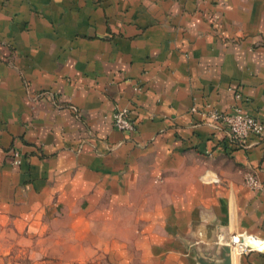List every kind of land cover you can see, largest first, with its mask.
<instances>
[{
	"label": "crops",
	"instance_id": "obj_1",
	"mask_svg": "<svg viewBox=\"0 0 264 264\" xmlns=\"http://www.w3.org/2000/svg\"><path fill=\"white\" fill-rule=\"evenodd\" d=\"M234 108L262 139L205 122ZM217 232L264 264V0H0V264H197Z\"/></svg>",
	"mask_w": 264,
	"mask_h": 264
},
{
	"label": "built area",
	"instance_id": "obj_2",
	"mask_svg": "<svg viewBox=\"0 0 264 264\" xmlns=\"http://www.w3.org/2000/svg\"><path fill=\"white\" fill-rule=\"evenodd\" d=\"M236 98L239 95L236 94ZM196 108L192 106L190 111H195ZM205 122L209 125L216 126L222 129L224 132L225 140L228 144L234 147H248L249 143L247 139L250 136L262 139L263 138V125L261 121L251 115L243 114L238 108H234L230 113H222L216 110H211L204 113ZM111 123L114 128L118 130H130L132 128L131 122L126 117L124 110H118L112 113ZM9 155L11 157L12 164H20L19 153L15 150H10ZM244 184L251 189H257L259 184L255 177L246 172L243 177ZM236 235H244L247 238L246 233H232L233 240ZM236 245V254L245 253L248 251L256 250L251 245L245 243L233 242L231 247ZM260 251V250H258Z\"/></svg>",
	"mask_w": 264,
	"mask_h": 264
},
{
	"label": "water",
	"instance_id": "obj_3",
	"mask_svg": "<svg viewBox=\"0 0 264 264\" xmlns=\"http://www.w3.org/2000/svg\"><path fill=\"white\" fill-rule=\"evenodd\" d=\"M244 239V235H236L233 240L232 234L217 232L215 240L204 244L200 249L201 255L196 256L194 260L197 264H231V244L243 243Z\"/></svg>",
	"mask_w": 264,
	"mask_h": 264
},
{
	"label": "bare ground",
	"instance_id": "obj_4",
	"mask_svg": "<svg viewBox=\"0 0 264 264\" xmlns=\"http://www.w3.org/2000/svg\"><path fill=\"white\" fill-rule=\"evenodd\" d=\"M243 243L247 244V242H246V241H244V240H243Z\"/></svg>",
	"mask_w": 264,
	"mask_h": 264
},
{
	"label": "rangeland",
	"instance_id": "obj_5",
	"mask_svg": "<svg viewBox=\"0 0 264 264\" xmlns=\"http://www.w3.org/2000/svg\"><path fill=\"white\" fill-rule=\"evenodd\" d=\"M236 255V254H235Z\"/></svg>",
	"mask_w": 264,
	"mask_h": 264
}]
</instances>
